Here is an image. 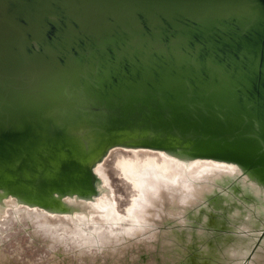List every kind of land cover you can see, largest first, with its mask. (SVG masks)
Wrapping results in <instances>:
<instances>
[{
    "label": "water",
    "instance_id": "obj_1",
    "mask_svg": "<svg viewBox=\"0 0 264 264\" xmlns=\"http://www.w3.org/2000/svg\"><path fill=\"white\" fill-rule=\"evenodd\" d=\"M114 146L264 175V0H0V190L94 194Z\"/></svg>",
    "mask_w": 264,
    "mask_h": 264
},
{
    "label": "bare ground",
    "instance_id": "obj_2",
    "mask_svg": "<svg viewBox=\"0 0 264 264\" xmlns=\"http://www.w3.org/2000/svg\"><path fill=\"white\" fill-rule=\"evenodd\" d=\"M93 170L94 194L1 189L0 221L17 215L48 233L63 227L114 264H128L125 253L136 244L151 247L159 264H264V238L247 260L264 231V175L234 162L135 146L110 148ZM0 264H11L1 251Z\"/></svg>",
    "mask_w": 264,
    "mask_h": 264
},
{
    "label": "rangeland",
    "instance_id": "obj_3",
    "mask_svg": "<svg viewBox=\"0 0 264 264\" xmlns=\"http://www.w3.org/2000/svg\"><path fill=\"white\" fill-rule=\"evenodd\" d=\"M1 220L0 251L10 259L11 264H114L115 262L114 258L106 255L105 250H100L96 244L82 245L75 235L58 229L63 227L58 226L53 232L48 233L44 229L46 227L38 226L35 219L29 220L12 215L5 221ZM263 238L264 231H261L254 243L255 246L252 247L253 250L251 249L252 253L247 258L248 261L258 250ZM125 256L128 264H159L153 249L148 245L136 244L126 251Z\"/></svg>",
    "mask_w": 264,
    "mask_h": 264
}]
</instances>
